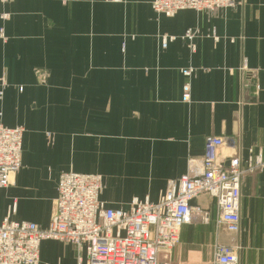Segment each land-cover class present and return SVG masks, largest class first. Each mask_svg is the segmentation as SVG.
<instances>
[{"label": "crops", "instance_id": "1", "mask_svg": "<svg viewBox=\"0 0 264 264\" xmlns=\"http://www.w3.org/2000/svg\"><path fill=\"white\" fill-rule=\"evenodd\" d=\"M153 2H0V122L25 130L22 166L0 189V219L47 229L66 172L102 175L111 208L156 203L189 160H201L209 136L233 140L242 164L264 158V0L174 15L156 14ZM190 29L195 52L182 39ZM113 174L124 179L118 191ZM241 197L239 234L218 229L215 203L199 197L212 222L183 226L171 264H208L215 245L239 246L240 264H264V170L244 177ZM77 259L71 244H41L40 264Z\"/></svg>", "mask_w": 264, "mask_h": 264}, {"label": "built area", "instance_id": "2", "mask_svg": "<svg viewBox=\"0 0 264 264\" xmlns=\"http://www.w3.org/2000/svg\"><path fill=\"white\" fill-rule=\"evenodd\" d=\"M11 0H0L6 4ZM243 0H154L158 15H174L192 10L214 14L234 9ZM6 17V16H5ZM198 33L187 30L182 39L196 51ZM1 38H4L1 33ZM168 38L164 39L166 48ZM195 72H186L191 76ZM4 79L0 80V101L4 98ZM188 90L183 101L190 102ZM1 116V114H0ZM24 128H7L0 122V189L6 188L22 166ZM53 144L52 134L47 135ZM231 149V155L223 153ZM233 151V152H232ZM264 158L257 154L242 164L233 140L209 136L201 160H189L187 172L168 183L165 194L156 203L133 200L129 209H114L102 201L105 188L99 174L62 173L50 225L47 229L31 222L0 219V264H40L44 241L73 245L78 263L84 264H171L173 250L180 244L183 226L210 225L209 209L194 204L207 195L217 209L215 226L231 234L241 232V186L248 174L261 173ZM239 246L215 245L210 264H240Z\"/></svg>", "mask_w": 264, "mask_h": 264}, {"label": "rangeland", "instance_id": "3", "mask_svg": "<svg viewBox=\"0 0 264 264\" xmlns=\"http://www.w3.org/2000/svg\"><path fill=\"white\" fill-rule=\"evenodd\" d=\"M47 135L48 134H46V136ZM108 182H109L110 186L116 191L119 190L118 187H122L124 185V183H123L124 179L118 174H113V176L110 177V180H108ZM209 262H208V264H210Z\"/></svg>", "mask_w": 264, "mask_h": 264}]
</instances>
